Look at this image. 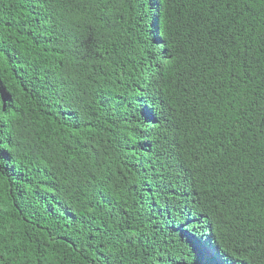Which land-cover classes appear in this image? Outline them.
<instances>
[{
    "label": "trees",
    "instance_id": "16d2710c",
    "mask_svg": "<svg viewBox=\"0 0 264 264\" xmlns=\"http://www.w3.org/2000/svg\"><path fill=\"white\" fill-rule=\"evenodd\" d=\"M0 264H264V0H0Z\"/></svg>",
    "mask_w": 264,
    "mask_h": 264
},
{
    "label": "rangeland",
    "instance_id": "374dc122",
    "mask_svg": "<svg viewBox=\"0 0 264 264\" xmlns=\"http://www.w3.org/2000/svg\"><path fill=\"white\" fill-rule=\"evenodd\" d=\"M207 253H208L209 255H213L214 252H213L210 248H208V249H207Z\"/></svg>",
    "mask_w": 264,
    "mask_h": 264
}]
</instances>
